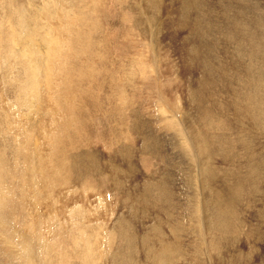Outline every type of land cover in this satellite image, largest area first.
Instances as JSON below:
<instances>
[{"label":"rangeland","instance_id":"rangeland-1","mask_svg":"<svg viewBox=\"0 0 264 264\" xmlns=\"http://www.w3.org/2000/svg\"><path fill=\"white\" fill-rule=\"evenodd\" d=\"M40 1L13 2L24 11L14 18L3 12L7 1H0V36L7 39L0 37V43L10 42L0 46V90L5 88L0 91V162L4 173H12L5 183L12 205L4 208V218L0 211V264H264V124L247 119L240 108L244 99L253 96L258 103L264 93V0H194L195 8L187 7L186 0ZM39 5L47 9L41 12ZM65 49L69 58L62 60ZM141 57L146 68L136 62ZM126 73L131 81L123 90ZM90 74H98L93 83ZM15 75L23 87H15ZM111 75L120 80L112 86L107 84ZM7 76L13 85L6 83ZM252 77L262 92L248 84ZM191 92L196 97L203 93L201 105L211 115V127L201 121L200 104ZM19 96L27 102L19 104ZM65 98L73 102L75 120L61 127L51 112ZM201 130L213 142L210 156L192 139ZM49 136L58 142L56 150H65L67 164L75 165L67 174L62 170L66 176L55 186L39 174ZM24 137L30 138L28 146L16 156ZM23 153L31 168L36 164L30 179L19 176L29 165L18 160ZM47 169L54 167L48 164ZM238 178L246 190L227 192ZM226 193L238 196L235 208L225 206ZM220 196L224 212H232L234 229L219 238L215 250L211 240L220 234L206 225L213 215L210 205ZM3 203L0 198V207ZM53 235L63 238L58 246L50 243ZM84 239L92 249L87 250ZM169 242L176 243L175 252L159 258L158 247ZM114 253H120V261L113 262Z\"/></svg>","mask_w":264,"mask_h":264},{"label":"bare ground","instance_id":"bare-ground-1","mask_svg":"<svg viewBox=\"0 0 264 264\" xmlns=\"http://www.w3.org/2000/svg\"><path fill=\"white\" fill-rule=\"evenodd\" d=\"M1 1V0H0ZM7 1V4H6V7H5V5H4V10H3V12L4 13H6V14H9V13H12V16L14 15L15 17L18 15V12L20 11V13H21V15H22V13L24 12L23 10H22V8H20V6H17L16 7V4H13V2H15V3H18L17 2V0H6ZM26 1V0H25ZM30 0H27V2H29ZM40 1V0H39ZM43 1V0H42ZM45 1V0H44ZM78 1V0H77ZM95 1V0H94ZM100 1V0H99ZM98 1V2H99ZM2 2H3V0H2ZM41 2V1H40ZM79 3H80V1H78ZM95 2H97V0L95 1ZM95 2H93V3H95ZM151 2V1H150ZM21 3V2H20ZM19 3V4H20ZM25 3V2H24ZM37 3V2H36ZM42 3V5H44L45 3H43V2H41ZM48 3V2H47ZM0 4H1V2H0ZM3 4V3H2ZM4 4H5V1H4ZM30 4V3H29ZM186 4H187V7L190 5V7L189 8H191V6L193 7V5H195V1L194 0H186ZM10 5H12V8H10L11 6ZM41 5V6H42ZM46 5V4H45ZM197 5V4H196ZM33 6V5H32ZM38 6V5H37ZM40 6V5H39ZM40 6V7H41ZM60 6V5H59ZM98 6V5H97ZM30 7V6H29ZM93 7L95 8V4L93 5ZM185 7H186V5H185ZM196 6H194L193 8H195ZM44 8H45V6H44ZM44 8H43V6H42V8H40L41 9V12L44 10ZM59 8V7H58ZM60 8H62V7H60ZM59 8V9H60ZM89 8H90V6H89ZM47 8H45V10H46ZM63 9V8H62ZM62 9H60L61 11H62ZM64 9H65V6H64ZM44 10V11H45ZM23 11V12H22ZM59 11V10H58ZM36 12V11H35ZM49 12V11H48ZM51 12V11H50ZM60 12V11H59ZM65 12V11H64ZM111 12V11H110ZM2 13V12H1ZM46 13V12H45ZM47 14V13H46ZM50 14V13H49ZM68 14V12L67 13H65V15H67ZM90 14V13H89ZM133 14V13H132ZM34 16L36 15V14H33ZM42 15H43V13H42ZM41 14L38 16V17H40V16H42ZM59 15V14H58ZM65 15H64V17H65ZM69 15V14H68ZM7 17H8V15H6ZM10 17V18H14V16L13 17ZM44 16H45V14H44ZM60 16V15H59ZM58 16V17H59ZM63 16V15H62ZM3 17H4V15H3ZM4 18L5 20L6 19H8V18ZM33 17V16H32ZM46 17V16H45ZM52 17V16H51ZM64 17H62V18H64ZM10 18L8 19V21L10 20ZM34 18V17H33ZM60 18H61V16H60ZM61 18V19H62ZM77 18V17H76ZM94 18V17H93ZM57 19H59V18H57ZM31 20H33V19H31ZM141 20V19H140ZM35 21V20H34ZM60 21H62V20H60ZM70 21V20H69ZM39 21H37V23H38ZM5 24L7 23V24H9L8 22H4ZM12 20H11V22H10V26H12L13 27V25H12ZM49 23V22H48ZM238 23V22H237ZM5 24H4V26H5ZM34 24H36V23H34ZM33 24V25H34ZM67 24H68V21H67ZM101 24V23H100ZM239 24V23H238ZM40 25V24H39ZM44 25V24H43ZM62 25V24H61ZM65 25V24H64ZM9 26V25H8ZM9 26V27H10ZM50 27H51V25H49ZM70 26V25H69ZM12 27H10V28H12ZM25 27V26H24ZM32 27V26H31ZM38 27V25H36V27L35 28H37ZM40 27H43V26H41L40 25ZM6 28V27H5ZM26 28H28V27H26ZM33 28V27H32ZM34 28V30H36V33H39V32H37L38 30L37 29H35ZM48 28V27H47ZM65 28H67V26L65 27ZM39 29V28H38ZM70 29V28H69ZM13 30V29H12ZM15 30V29H14ZM50 30H51V28H50ZM3 31V26L2 25H0V34H2L1 32ZM47 31L49 32V28L47 29ZM31 32H34V31H31ZM52 32V31H51ZM13 33H15L14 31H13ZM20 33H21V30H20ZM33 34V33H32ZM46 34V33H45ZM49 34V33H48ZM230 34V33H229ZM12 36L14 35V34H11ZM16 35H17V33H16ZM18 35H20L19 33H18ZM18 35H17V37H18ZM11 36V37H12ZM1 37V36H0ZM4 37H6V35H4ZM4 37H1V38H3L4 39V41H6L7 39H5ZM105 37V36H104ZM20 38H21V36H20ZM19 38V39H20ZM91 38V37H90ZM16 38L14 37V39L13 40H11L10 38L8 39V40H11V41H13L14 42V40H15ZM17 40V39H16ZM109 40H111V39H109ZM131 40V39H130ZM122 41V40H121ZM12 42V43H13ZM45 42V41H44ZM65 42H67L68 43V37L66 36L65 37ZM2 43V42H1ZM0 43V46L2 47V45H4V43H2L1 44ZM7 43H10L9 41L7 42ZM6 43V44H7ZM95 43V42H94ZM121 43H123V41L121 42ZM5 44V45H6ZM105 44V43H104ZM109 44V43H108ZM4 45V46H5ZM122 45V44H121ZM92 46V45H91ZM94 46V45H93ZM195 46V45H194ZM246 46V45H245ZM5 47H7V46H5ZM12 47V46H11ZM94 47H96V46H94ZM14 48V47H13ZM4 49V48H3ZM8 49H9V47H8ZM66 50V53L64 54L63 52H62V54L64 55H62V56H60L61 57V59L63 60V59H67V58H69V52L67 51V49H65ZM0 51H1V49H0ZM6 52H7V50H5ZM9 51V50H8ZM4 52V51H3ZM65 52V51H64ZM104 52V51H103ZM7 53H9V52H7ZM2 54V53H1ZM4 54V53H3ZM10 54H11V52H10ZM9 54V55H10ZM71 54V53H70ZM4 55H6V56H8L7 54H4ZM4 55H1V57L2 56H4ZM13 55V54H12ZM99 55V54H98ZM97 56V55H96ZM141 56H144V55H141ZM5 57V56H4ZM4 57H2L3 58V60H4V62L5 61H7L6 59H4ZM59 57V58H60ZM102 57V56H101ZM1 58V59H2ZM5 58H7V57H5ZM88 58V57H87ZM96 58V57H95ZM94 58V59H95ZM15 59H16V57H15ZM88 59H90V58H88ZM87 59V60H88ZM102 59V58H101ZM10 59H8V62H6V63H8V65H9V62L11 61H9ZM21 60H23V59H21ZM29 60H31V59H29ZM61 60V61H62ZM91 60H92V58H91ZM192 60V59H191ZM20 61V60H19ZM24 61V60H23ZM27 61H28V59L27 60H25V62L27 63ZM141 61V62H140ZM140 61H136V62H139L141 65H145V62H144V57H141L140 58ZM13 62V61H12ZM24 62V63H25ZM60 62V61H59ZM71 62V61H70ZM89 60H88V63L87 64H89ZM106 62V61H105ZM133 62H135V61H133ZM0 63H1V65H2V60L0 61ZM28 63H31V62H29L28 61ZM131 63V62H130ZM5 64V63H4ZM67 64V63H66ZM92 64V63H91ZM134 64H136V65H139V64H137V63H134ZM189 64V63H188ZM7 65V67H9ZM20 64H19V62H18V64H16V66H18L19 68H21L20 66H19ZM25 64H23V66H24ZM28 65V64H27ZM56 65H59V64H56ZM85 65V64H84ZM83 65V66H84ZM14 66V65H13ZM26 66V65H25ZM32 66H33V64H32ZM2 67V66H1ZM6 67V68H7ZM12 67V66H11ZM27 67V66H26ZM25 67V68H26ZM31 67V66H30ZM36 67V66H35ZM72 67V66H71ZM90 67V66H89ZM145 68H146V66H144ZM5 68V69H6ZM118 68V67H117ZM126 68V67H125ZM31 69H32V67H31ZM72 69H73V67H72ZM78 69V68H77ZM8 70V69H7ZM26 71H27V68L25 69ZM60 70V69H59ZM63 70V73H64V71H67V70H64V68L62 69ZM70 70H71V68H70ZM75 70H76V68H75ZM75 70H73L72 72H74ZM92 70V69H91ZM94 70V69H93ZM120 70V69H119ZM140 70V69H139ZM6 74H7V72H6V70H3ZM1 72V74L2 73H4V72ZM26 71H24L23 70V72H26ZM30 71V70H29ZM100 71H101V69H100ZM122 71V70H121ZM145 71V70H144ZM143 71V72H144ZM8 72H11L10 70L8 71ZM20 72H21V70H20ZM31 72H32V70H31ZM60 72V71H59ZM95 72H96V68H95ZM97 72H98V70H97ZM117 72V71H116ZM125 72V71H124ZM141 72H142V70H141ZM143 72H142V74H143ZM5 73L3 74L4 76H5ZM62 73V72H61ZM85 73V72H84ZM170 73V72H169ZM172 73V72H171ZM9 75H12V74H10V73H8ZM7 74V75H8ZM33 74V73H32ZM82 74H83V71H81L80 72V74H79V77H82ZM99 75H100V73H98ZM98 74H90V76L92 77V79H91V82L93 83V81H96L97 80V77H98ZM111 74H113L112 72H111ZM138 74V73H137ZM145 74V73H144ZM148 74V73H147ZM17 75H18V73H17ZM69 75V74H68ZM73 75V74H72ZM114 75V74H113ZM123 75L125 76V74L123 73ZM1 76V75H0ZM95 76H97V77H95ZM110 76V75H109ZM109 76H108V78H109ZM116 76V75H115ZM113 76L112 77V75H111V77L108 79V83L107 84H110V86H112V84H113V81H115V82H118V81H120L119 80V77L118 76ZM126 76L127 77H124L122 80H123V82H124V84H122V86L120 87V89H122L123 88V90H124V86H125V84L127 85V87H128V82H130L131 80H130V73H129V75L126 73ZM139 76V75H138ZM145 76V75H144ZM12 77V79H11V81L14 79V82H15V78H16V75H15V77H13V76H11ZM11 77H9V78H11ZM35 77V76H34ZM37 77V76H36ZM1 78V77H0ZM7 79V81H6V83L9 81V83H10V85L12 84L13 85V82H10V79L8 78V76L6 77ZM18 78H19V76H18ZM56 78H58V77H56ZM112 78H113V80H112ZM128 78V79H127ZM135 78V77H134ZM133 78V79H134ZM264 78V77H263ZM2 79V78H1ZM1 79H0V81H1ZM21 79V78H20ZM20 79H17L16 78V80H17V83L15 82L14 83V85L15 84H17V87H20L21 85H22V83L18 86V80L20 81ZM29 79V78H28ZM36 78H34V80H35ZM59 79V78H58ZM167 79V78H166ZM23 80V79H22ZM33 80V81H34ZM89 80V79H88ZM4 81V80H3ZM59 81V80H58ZM142 81V80H141ZM22 82V81H21ZM24 82V81H23ZM36 81H34V83H35ZM256 82H257V80H255L253 77H252V79H250L249 81H248V84H250L251 85V87H253L254 89H255V91L256 90H258V91H260L261 90V87H260V85L259 84H256ZM29 83H30V81H29ZM33 83V84H34ZM60 83V82H59ZM88 83H90V82H88ZM145 83V82H144ZM159 83V82H158ZM264 83V82H263ZM3 84H4V82H3ZM28 84V83H27ZM26 84V85H27ZM31 84V83H30ZM33 84H31V86H32V88H33ZM25 85V86H26ZM57 85V84H56ZM67 85H69V87L71 86V84L69 83V84H67ZM119 85H121V82L119 83ZM151 85V84H150ZM255 85H257V86H255ZM1 86H2V83H1ZM4 86V85H3ZM5 86H6V84H5ZM24 85H22V87H23ZM61 86V85H60ZM73 86V85H72ZM118 86V85H117ZM14 87V86H13ZM15 87H16V85H15ZM16 87V88H17ZM26 87H28V86H26ZM89 87V86H88ZM8 88V87H7ZM21 88V87H20ZM62 88V87H61ZM99 88V87H98ZM112 88V87H111ZM159 88V87H158ZM263 88H264V86H263ZM3 89L5 90V88L3 87ZM2 88H1V90L0 91H2L3 90ZM9 89H11V88H9ZM25 89V88H24ZM28 89H30L32 92H33V90L31 89V87H29ZM100 89V88H99ZM3 90V91H4ZM15 90V89H14ZM18 90H19V88H18ZM21 90H23V88L21 89ZM26 90H27V88H26ZM30 90H29V92H30ZM101 90V89H100ZM103 90V89H102ZM115 90H116V88H115ZM172 90V89H171ZM237 90V89H236ZM8 91V90H7ZM12 91V90H11ZM11 91H9V92H11ZM63 91V90H62ZM70 91V90H69ZM206 91V90H205ZM239 91V90H238ZM14 93L16 92H18L17 91V89H16V91H13ZM20 92H22V93H24L23 91H20ZM20 92H18V95H19V93ZM28 91L26 92V93H29ZM55 92V91H54ZM64 92V91H63ZM101 92V91H100ZM211 92V91H210ZM241 92V91H240ZM239 92V96L241 95V93ZM261 92H262V90H261ZM260 92V93H261ZM14 93H13V95H14ZM77 93V92H76ZM124 93V92H123ZM172 93V92H171ZM205 93V92H204ZM237 93V92H236ZM3 94V93H2ZM21 94V93H20ZM32 94V93H31ZM51 94V93H50ZM54 94V93H53ZM121 94V93H120ZM191 97H192V100L194 101V103H198V104H200L199 105V107H200V109H201V121H204V125H206L205 123H207V127L209 126V127H211L210 125H213V123L211 122V124H210V121H212L211 120V115H210V113H209V111L207 110V109H205V108H203L204 106H202L203 105V103H201L202 101H203V96H202V92H201V94H200V96L199 97H196V94L195 93H193V92H191ZM4 96H5V94H3ZM10 95H12V94H10ZM22 95H24V94H21V96ZM28 95V94H27ZM27 95H24V97H26ZM107 95V94H106ZM233 95V94H232ZM7 96H8V94H7ZM16 96V95H15ZM21 96H19L20 97V99H18V98H16V99H13V100H17L18 99V103L20 104V103H24V101L25 102H27V100H28V98H27V100H26V98L25 99H23L24 97H22V100H21ZM99 96V95H98ZM206 96V95H205ZM236 95H234V97H235ZM242 96V95H241ZM240 96V97H241ZM10 97H12V96H10ZM17 97V96H16ZM28 97V96H27ZM237 97V96H236ZM243 97H244V95H243ZM242 97V98H243ZM14 98V97H13ZM30 98V97H29ZM120 98L121 99H123L122 98V96H120ZM12 99V98H11ZM52 99V98H51ZM73 99V98H72ZM94 99V98H93ZM244 99V98H243ZM22 101V102H20V101ZM24 100V101H23ZM52 100H54V98L52 99ZM51 100V101H52ZM115 100V99H114ZM241 101L242 99L241 98H238V101ZM244 100H246V103L244 104L243 103V105H241L240 106V108H241V111H242V113H244L245 115H247V119H248V117L250 116V117H252L253 119H254V122L256 121V123L257 124H261V125H263L264 124V121H263V123H261L260 121H259V118H260V116L264 113V106L263 107H260L263 103H264V93H261V96H260V99H259V102L257 103V101H255L256 99H254V97L253 96H251L250 98H248V99H244ZM243 100V101H244ZM12 101V100H11ZM120 101V100H119ZM126 101H128V97L126 96V99L125 100H123V102H126ZM238 101L236 100L235 102H237L238 103ZM243 101H241V102H243ZM17 102V101H16ZM50 102V101H49ZM54 102V101H53ZM63 102H64V105L62 106V107H57V108H55V109H53L52 110V114H53V116L55 117V119H59V123L61 124L60 126L61 127H67L68 125H70L75 119H74V116H75V111H74V109H73V104H71V102L72 101H69L67 98H65V100L63 99ZM95 102V101H94ZM109 102V101H108ZM15 102H13V104H14ZM73 103V102H72ZM74 103H76V102H74ZM106 103V102H105ZM196 103V104H197ZM257 103V104H256ZM10 104V103H9ZM12 104V103H11ZM10 105V106H13L14 107V109L15 108H17V106L15 107V105ZM53 104V103H52ZM96 105H97V102L95 103ZM100 104V103H99ZM193 104V103H192ZM202 104V105H201ZM239 104V103H238ZM241 104V103H240ZM17 105V104H16ZM218 105V104H217ZM19 106V105H18ZM24 106H27L26 104L24 105ZM52 106V108H54V106L53 105H51ZM99 108H100V106L99 105H97ZM12 107V108H13ZM118 107H119V105H118ZM220 107V106H219ZM235 107H236V105H235ZM24 108V107H23ZM212 108V107H211ZM237 108V107H236ZM83 109V108H82ZM91 109L93 110L94 109V105L91 107ZM25 110V109H24ZM95 110V109H94ZM127 110V109H126ZM238 110H239V107H238ZM14 112V111H13ZM107 113V112H106ZM199 114H200V112H199ZM236 114V113H235ZM237 114H238V112H237ZM236 114V115H237ZM242 115V116H245V115ZM13 115H14V113H13ZM16 115V114H15ZM14 115V116H15ZM240 115H241V113H240ZM124 116V115H123ZM238 116V115H237ZM3 117V116H2ZM19 117V116H18ZM17 117V115H16V118H18ZM133 117V115H131V118ZM250 117H249V119H250ZM8 118H9V116H8ZM7 118V119H8ZM241 118V117H240ZM242 118H244V117H242ZM263 118V117H262ZM10 119V118H9ZM8 119V120H9ZM13 119V118H12ZM53 119V118H52ZM246 119V120H247ZM253 119H251V123H253L252 122V120ZM14 120H15V118H14ZM123 120V119H122ZM16 121V120H15ZM135 121V120H134ZM197 121V120H196ZM250 121V120H249ZM55 122H57V121H55ZM76 122V121H75ZM7 123H9L8 121H7ZM10 123H11V121H10ZM58 123V122H57ZM99 123V122H98ZM122 123V122H121ZM124 123V122H123ZM134 123V122H133ZM202 123V122H201ZM249 123V122H248ZM13 124V123H12ZM135 124V123H134ZM137 124V123H136ZM198 124H199V122H198ZM203 124V123H202ZM210 124V125H209ZM0 125L2 126V123L0 122ZM10 125V124H9ZM63 125V126H62ZM223 125V124H222ZM241 125V124H240ZM252 125V124H251ZM254 126H256L255 125V123L253 124ZM252 125V126H253ZM260 125V126H261ZM6 126V125H5ZM199 126V125H198ZM258 126V125H257ZM257 126L255 127V128H257ZM59 127V126H58ZM132 127V126H131ZM206 127V128H207ZM251 127V126H250ZM262 128L264 127V126H261ZM60 128V127H59ZM264 129V128H263ZM119 130V129H118ZM203 130V129H202ZM200 131V132H198V131H195L196 132V137L195 138H192V139H197L196 141H197V143L196 144H198V146H199V148L201 149L200 151L202 152V150H203V152H205V153H207L209 156H210V154H211V152L213 151V146H211V144L213 143H211V140H210V138H209V135H207V133H204V131ZM262 130V129H261ZM1 131V130H0ZM82 131V130H81ZM191 132V131H190ZM206 132V131H205ZM1 133H2V131H1ZM10 133V132H9ZM16 133V132H15ZM53 133V132H52ZM8 134V133H7ZM6 134V135H7ZM23 134V133H22ZM110 134V133H109ZM10 135V134H9ZM17 135V134H16ZM48 135V134H47ZM112 135H113V132H112ZM15 136V135H14ZM27 136V135H26ZM51 136V135H50ZM49 136V138H50V140L48 139V138H46V140L48 139V141H47V147H49L50 149L49 150H47L48 152H47V154H46V156H47V158H45L44 159V162L42 163L43 164V168L41 169V173H39L40 174V179H42L43 177H44V179L46 180V182L48 181L49 183H52L53 184V186H55L54 184H56V182H55V180L57 181V180H59V179H64V177L66 176L65 174H67V173H69V172H71L72 170H75L74 169V167H75V165H74V167H73V165L72 164H67V160H66V158H65V154H64V152H65V150H64V152L63 151H61L59 148H57V150H56V146L58 145V142L56 141H52L53 139L51 138ZM191 136H193V135H191ZM9 137V136H8ZM23 137V136H22ZM29 137V136H28ZM27 137V138H28ZM189 137H190V135H189ZM15 138H16V136H15ZM25 139L23 140V141H20V142H22V143H20V148H19V151L17 152V154H16V156L23 150V149H26L25 147H27L28 146V140H27V138L26 137H24ZM8 139H10V138H8ZM29 140H30V138H28ZM52 139V140H51ZM55 139V138H54ZM2 136H1V138H0V142L2 143ZM12 140H13V138H12ZM5 141H6V139H5ZM15 141V140H14ZM13 141V142H14ZM195 141V140H194ZM213 141V140H212ZM7 142V141H6ZM9 142V141H8ZM16 142V141H15ZM30 142V141H29ZM222 143V142H221ZM224 143V142H223ZM6 144V143H5ZM17 144V142L14 144V146ZM12 145H13V143H12ZM103 145V144H102ZM221 145V144H220ZM225 145V144H224ZM2 146V145H1ZM9 147V146H8ZM16 147H18V146H16ZM15 147V148H16ZM64 147V146H63ZM212 147V148H211ZM219 147H221V146H219ZM222 147H224L223 145H222ZM222 147H221V150H222ZM17 150H18V148H16ZM40 149V148H39ZM246 149V148H245ZM6 150V149H5ZM225 150V149H224ZM12 151H14V150H12ZM125 151V150H124ZM15 152V151H14ZM13 152V153H14ZM30 152V151H29ZM249 152V151H248ZM105 153V152H104ZM125 153H128V150H127V152H125ZM252 153V152H251ZM256 153V152H255ZM2 154H3V152H2ZM6 153H4V155H5ZM202 154H204V153H202ZM253 154V153H252ZM29 155V156H28ZM28 155H26V156H28L29 158H31L32 159V157L30 156V153L28 154ZM129 156V155H128ZM128 156H126V158L128 157ZM214 156H216V155H214ZM222 156H223V154H222ZM255 156H256V154H255ZM1 157V156H0ZM4 157V156H3ZM19 157V156H18ZM17 157V158H18ZM12 158H14V157H12ZM21 158H23L24 160L23 161H26L29 165H28V170H27V167L25 168V169H23V173L21 174V175H19L20 177L24 174V176H26L27 178H29L28 176H30V177H32V172H33V168H35V165H34V167H32L31 168V164H30V162H28L26 159H25V156H24V153L18 158V160L19 159H21ZM206 158H207V156H206ZM214 158V157H213ZM128 159V158H127ZM212 159V158H211ZM5 160V159H4ZM14 160V159H13ZM261 160V159H260ZM263 160V159H262ZM212 161V160H211ZM8 163H9V161H7ZM19 163H20V161H18ZM37 162V161H36ZM35 162V163H36ZM93 162V161H92ZM143 162H144V160H143ZM262 162V161H261ZM147 163V162H146ZM12 164H14V163H12ZM18 164V163H17ZM51 165V166H53L54 167V169H52L53 171L51 172V170L50 169H47V165ZM210 164V163H209ZM7 165V164H6ZM11 165V164H10ZM19 165V164H18ZM206 165V164H205ZM14 166V165H13ZM20 166V165H19ZM83 166V165H82ZM84 167V166H83ZM2 168V169H1ZM10 168V167H9ZM11 168H13V167H11ZM3 169H4V167H3V164L0 162V176H1V180H0V198H2L3 200H4V203H3V205L0 207V211L2 212V216L3 217H1V218H4L5 216V213H6V211H4V208L6 209L7 207H9L10 205H12V203L8 200V198L9 197H5V194H6V192H8L7 191V188H6V186H5V183H6V180H7V178H8V175H10V174H12L11 172L9 173L8 171L9 170H4L5 171V173L3 172ZM90 169V168H89ZM210 169H212V168H210ZM62 170H63V172L65 171V174L64 173H61L62 172ZM113 170H115V174H117V170L116 169H113ZM112 170V171H113ZM28 171V172H27ZM117 171V172H116ZM209 172H208V174H211V170H208ZM212 171H213V169H212ZM202 172V171H201ZM203 172H204V170H203ZM13 173H15V170H14V172ZM28 173V174H27ZM84 173V172H83ZM113 172H112V174H114ZM212 173H214V171L212 172ZM42 174V175H41ZM63 174H64V176H63ZM85 174V173H84ZM115 174H114V176H112L111 177V179H113L114 177L116 178V176H115ZM5 175V176H4ZM118 175V174H117ZM206 175V174H205ZM255 175H257V174H255ZM14 176H15V174H14ZM13 176V177H14ZM23 177V176H22ZM210 177H212V175H209V177H207V178H210ZM234 177H235V175H234ZM2 178H4V180L2 179ZM77 178V177H76ZM118 178V177H117ZM214 178V177H213ZM16 178L14 177V180H15ZM23 179V178H22ZM30 179V178H29ZM40 179H39V181H38V183L40 182ZM110 178H109V180H111ZM211 180H212V178H210ZM32 180H34V178L32 179ZM114 180H116V179H113V182H114ZM237 180H239V178L237 179ZM20 181H21V179H20ZM60 181H62V180H59V182ZM66 181H68V177H67V179H66ZM71 181V180H70ZM112 181V180H111ZM10 182V181H9ZM32 182H34V181H32ZM47 182V183H48ZM100 182H103V181H100ZM104 182H108V179H107V181H106V179L104 180ZM113 182H111V183H113ZM214 182V181H213ZM108 183H110V181L108 182ZM108 183H106L107 184V186L108 185H110V184H108ZM71 184V183H70ZM101 184V183H100ZM7 185V184H6ZM28 185H30V184H28ZM32 185V184H31ZM30 185V186H31ZM205 185V184H204ZM210 185V184H209ZM13 186V185H12ZM21 186H22V184H21ZM27 186V185H26ZM25 186V187H26ZM63 186H65V185H63ZM202 186H203V184H202ZM22 187H24V186H22ZM106 187V186H105ZM205 187H207V186H205ZM235 187V188H234ZM9 188V187H8ZM27 188V190H28V188L29 187H26ZM64 188V187H63ZM156 187H154V189H155ZM158 188V187H157ZM210 188H211V186H210ZM228 188V187H227ZM231 188H233V189H231ZM25 189V188H24ZM151 189H152V187H151ZM153 189V190H154ZM232 190V191H234V192H236L237 194L238 193H241V192H244V190H246L245 189V187H244V183H243V181H241V180H239V181H236L235 183H233L231 186H229V188L226 190L227 192L229 191V190ZM6 190V191H5ZM14 190V189H13ZM26 189H25V191H27ZM24 191V192H25ZM156 191V190H155ZM162 191V190H161ZM24 192H22V193H24ZM28 192V191H27ZM153 192V191H152ZM154 193V192H153ZM215 193V192H214ZM251 193V192H250ZM30 194V193H29ZM211 194L213 195V193L211 192ZM242 195V194H241ZM41 196V195H40ZM242 196H244V195H242ZM217 197V196H216ZM166 198V197H165ZM221 196L220 197H218V199H215V201H217V202H214L213 204H211L210 206H211V208H212V219L210 220L211 221V223H209V225L207 226L206 225V228L208 229L209 228V230L210 231H213V230H216V233H218V234H220V236L219 237H216V236H213V239L211 240V246H212V248L213 249H215L216 250V248L218 247V244H219V238H221V236L222 235H224V234H227L229 231H231L232 229H234V226H233V221H232V212H230V213H227L226 214V212H224V209H223V202L221 201ZM225 199L226 200H228V201H224V204H225V206H227V207H229V208H235V203H236V201H238V196L237 195H234L233 193H232V196L230 197V195H228V193H226V196H225ZM220 201V202H219ZM207 202V201H206ZM210 202V201H209ZM211 202H212V200H211ZM131 203V202H130ZM133 205V204H132ZM208 207V206H207ZM138 209H139V207H138ZM21 210V209H20ZM227 210V209H226ZM228 210H230V209H228ZM137 211V210H136ZM20 213V212H19ZM65 213V212H64ZM208 213V212H207ZM4 214V215H3ZM17 214V213H16ZM206 214V213H205ZM1 215V214H0ZM14 215V214H13ZM206 216V215H205ZM68 218V217H67ZM69 218H70V216H69ZM72 218V217H71ZM16 219V218H15ZM15 219H14V221H15ZM2 220V219H1ZM17 220V219H16ZM72 220V219H71ZM134 220V219H133ZM23 221V220H22ZM206 221V220H205ZM46 222V221H45ZM15 223H16V221H15ZM208 223V222H207ZM1 224V223H0ZM2 224H4L3 222H2ZM1 224V225H2ZM83 225V224H82ZM94 226V225H93ZM2 227V226H1ZM46 227V226H45ZM77 227V226H76ZM47 228V227H46ZM118 228L119 227H117V230H118ZM74 229V228H73ZM54 230V229H53ZM74 231V230H73ZM113 231L115 232V227H114V229H113ZM173 231H174V229H173ZM209 231V232H210ZM75 232V231H74ZM208 232V231H207ZM214 232V231H213ZM122 233V232H121ZM215 234V233H214ZM61 235V234H60ZM60 235H53L54 237H52L51 238V241H50V243L53 245V244H55L56 246H58L59 245V243L61 242V240L63 239L62 238V236H61V238L60 237H56V236H60ZM89 235V234H88ZM110 235V234H109ZM175 235V234H174ZM212 235H213V233H212ZM104 236V235H103ZM229 236V235H228ZM113 237V236H112ZM230 237V236H229ZM228 237V238H229ZM65 238V237H64ZM130 238V237H129ZM164 238V237H163ZM160 239V238H159ZM162 240V239H161ZM160 240V241H161ZM210 240V239H209ZM64 241V240H63ZM84 241H85V245L86 246H88V248L87 247H85V245H84V249H86L87 248V250H90V249H92V245L89 243V241H88V239L87 240H85L84 239ZM93 241H95V240H93ZM46 242H49V240L48 241H46ZM166 241H164V243H165ZM160 244L161 243H163V242H159ZM171 243H172V246H169V244L171 245ZM169 242V244L168 245H160L159 246V244L157 245V246H159L158 248H160L159 249V251H158V257L159 258H171V256H172V253H174L175 252V250H176V248L175 247H173V245L174 244H176V243H174V242ZM174 243V244H173ZM167 244V243H166ZM178 245V244H177ZM98 246V245H97ZM108 246H109V244H108ZM175 246V245H174ZM111 247V246H110ZM45 248V247H44ZM219 248V247H218ZM156 250V249H155ZM115 252H117V250H115ZM157 252V251H156ZM112 253H113V251H112ZM115 255V253L113 254V256ZM115 257V258H114ZM114 257H112V259L114 260L113 262H118V260L119 259H121V258H119L120 257V253H118V254H116V256H114ZM61 259V258H60ZM87 259V261L88 262H90V260L88 259V258H85V260ZM95 259H98V258H94V260ZM104 259V258H103ZM109 259V258H108ZM110 260V259H109ZM157 260V259H156ZM171 260V259H170ZM63 261V260H62ZM99 261H100V258H99ZM120 261V260H119ZM162 261V260H161ZM52 261H50V263H51ZM70 262V261H69ZM105 262V261H104ZM158 262V261H157ZM163 262V261H162ZM245 262V261H244ZM198 263V262H197ZM222 263V262H221ZM227 263V262H226ZM72 264V263H71ZM86 264V263H85ZM115 264V263H114ZM155 264V263H154ZM158 264V263H157ZM163 264H171V263H168V262H166V263H163ZM200 264V263H199Z\"/></svg>","mask_w":264,"mask_h":264}]
</instances>
